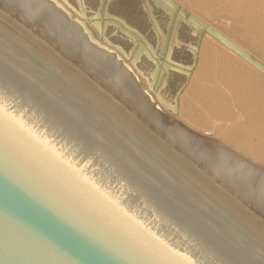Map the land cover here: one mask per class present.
Here are the masks:
<instances>
[{"label":"water","instance_id":"water-1","mask_svg":"<svg viewBox=\"0 0 264 264\" xmlns=\"http://www.w3.org/2000/svg\"><path fill=\"white\" fill-rule=\"evenodd\" d=\"M0 264H264V236L0 22Z\"/></svg>","mask_w":264,"mask_h":264},{"label":"bare ground","instance_id":"bare-ground-1","mask_svg":"<svg viewBox=\"0 0 264 264\" xmlns=\"http://www.w3.org/2000/svg\"><path fill=\"white\" fill-rule=\"evenodd\" d=\"M171 1L0 0V22L264 236V0Z\"/></svg>","mask_w":264,"mask_h":264}]
</instances>
